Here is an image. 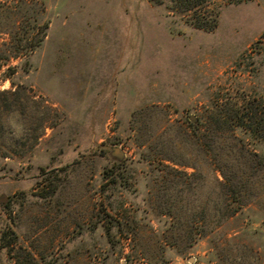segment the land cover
<instances>
[{
	"label": "rangeland",
	"instance_id": "obj_1",
	"mask_svg": "<svg viewBox=\"0 0 264 264\" xmlns=\"http://www.w3.org/2000/svg\"><path fill=\"white\" fill-rule=\"evenodd\" d=\"M172 5L0 0V264H264V0Z\"/></svg>",
	"mask_w": 264,
	"mask_h": 264
},
{
	"label": "trees",
	"instance_id": "obj_2",
	"mask_svg": "<svg viewBox=\"0 0 264 264\" xmlns=\"http://www.w3.org/2000/svg\"><path fill=\"white\" fill-rule=\"evenodd\" d=\"M170 3H174L172 5V10L179 12L192 13L195 16L194 25L197 28L211 29L213 27L208 25L210 22V18L214 17L213 22L214 26L217 24V16L213 14L215 8H212L213 0H168ZM238 2L241 0H237ZM156 4L163 3L164 0H154ZM212 12V14H211ZM213 26V25H212ZM41 38L37 35H30L28 28L24 26H20L19 29L13 33L12 35V52L14 54L10 57H3L4 54L0 53V64L5 58V60H10L11 58H27L30 56L31 52H33L36 47L41 43ZM23 68L25 71L28 70V60H25L23 64ZM1 68V65H0ZM10 74L13 75L17 72V66H10ZM258 102L253 101V122L249 123L244 121L243 118L238 119L237 121L231 122L234 126L241 127L247 130L253 131V136L258 138L259 140L264 141V100L258 99ZM209 149L211 150L212 157L220 163V159L218 157V153H216L215 149H213L212 145H209ZM213 152V153H212ZM219 169L223 174L225 179V183H222V186L227 188L226 197H237L238 190L235 188L236 185V174L230 175L225 169L223 165H219ZM115 170H111L110 176L114 174ZM235 197V198H236ZM11 236L8 240L5 237H2V247L10 248L15 240V231L11 230ZM203 235V233L201 234Z\"/></svg>",
	"mask_w": 264,
	"mask_h": 264
},
{
	"label": "water",
	"instance_id": "obj_3",
	"mask_svg": "<svg viewBox=\"0 0 264 264\" xmlns=\"http://www.w3.org/2000/svg\"><path fill=\"white\" fill-rule=\"evenodd\" d=\"M115 151H116V153H117V152H118V149H116Z\"/></svg>",
	"mask_w": 264,
	"mask_h": 264
}]
</instances>
